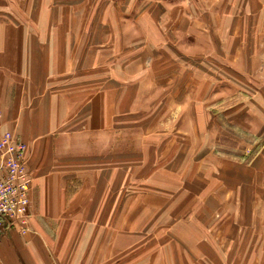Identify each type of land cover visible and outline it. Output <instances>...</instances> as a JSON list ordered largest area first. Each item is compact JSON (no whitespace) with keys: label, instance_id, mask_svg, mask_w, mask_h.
<instances>
[{"label":"crops","instance_id":"1","mask_svg":"<svg viewBox=\"0 0 264 264\" xmlns=\"http://www.w3.org/2000/svg\"><path fill=\"white\" fill-rule=\"evenodd\" d=\"M0 113L32 177L0 264H171L154 228L264 195V0H0ZM228 128L263 137L249 163Z\"/></svg>","mask_w":264,"mask_h":264},{"label":"rangeland","instance_id":"2","mask_svg":"<svg viewBox=\"0 0 264 264\" xmlns=\"http://www.w3.org/2000/svg\"><path fill=\"white\" fill-rule=\"evenodd\" d=\"M233 133L237 137L232 135ZM218 134L213 136L212 144L209 143L211 146L214 145L215 152H225L224 154L227 156L240 154L243 156L248 153L249 155L243 159L244 163H249L257 150H260L258 146L260 148L264 137L263 133V137L261 136L258 143L254 145L248 141L250 136L246 132L237 134L236 131L232 132L228 128V131L224 133L228 138L225 136L219 139ZM206 151L207 148L203 153ZM263 177L261 176L257 180L259 187L254 188V191L264 190ZM259 193L257 205L251 209V213L249 211L245 213L244 205L241 202L236 203L238 207L236 209L234 201L232 204L227 203V210L220 211V216L214 213L210 223L212 236L210 234L209 236L203 235L204 231L198 228H178L173 232V229L170 228H154L152 236L157 233V237L163 241L164 252L171 255L169 259L171 264H264V228L261 227V224L255 225V222L264 216V195L260 191ZM216 196L218 199L223 197L219 192L216 193ZM228 199L232 201L231 196H227ZM238 200L241 201L239 198ZM260 221L263 222V220ZM155 249V245H151L148 249L144 247L141 250H136L133 254L135 256L132 255L136 258L134 261L137 262L140 258V263L152 264L155 261ZM156 252H159V249ZM176 254L179 256L177 257ZM158 264H162V261L160 260Z\"/></svg>","mask_w":264,"mask_h":264},{"label":"built area","instance_id":"3","mask_svg":"<svg viewBox=\"0 0 264 264\" xmlns=\"http://www.w3.org/2000/svg\"><path fill=\"white\" fill-rule=\"evenodd\" d=\"M31 182L27 145L15 132L4 131L0 134V243L10 230L30 231Z\"/></svg>","mask_w":264,"mask_h":264}]
</instances>
